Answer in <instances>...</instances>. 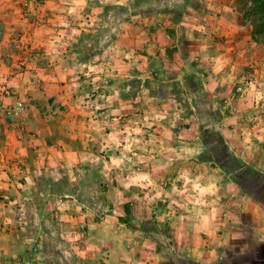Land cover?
Here are the masks:
<instances>
[{
  "label": "rangeland",
  "instance_id": "1",
  "mask_svg": "<svg viewBox=\"0 0 264 264\" xmlns=\"http://www.w3.org/2000/svg\"><path fill=\"white\" fill-rule=\"evenodd\" d=\"M139 1L150 14V66L128 64L124 55L123 68L134 73L121 78L124 90H106L122 97L121 118L110 125L106 150L97 143V172L124 182L112 195L129 194L120 200L122 219L147 264H194L197 247L217 245L221 264H239L244 254L229 260L226 232L249 234L237 204L244 195L264 199V0H191L194 9L186 0ZM76 24L6 26L0 19V121L13 132L22 133L26 103L13 92L10 70L26 67L40 49L67 50L88 28ZM86 92L97 93L93 86Z\"/></svg>",
  "mask_w": 264,
  "mask_h": 264
},
{
  "label": "crops",
  "instance_id": "2",
  "mask_svg": "<svg viewBox=\"0 0 264 264\" xmlns=\"http://www.w3.org/2000/svg\"><path fill=\"white\" fill-rule=\"evenodd\" d=\"M23 2L0 0L6 26L84 20L88 28L72 38L67 50L40 49L26 67L10 70L9 83L26 109L22 133L0 121V264H147L138 255V237L129 238L122 219L123 191L112 195L125 184L100 177L93 156L97 143L108 146L110 125L121 118L119 98L111 99L106 90L126 88L121 78L131 76L135 67L123 68L125 56L132 57L128 64L142 60L150 66V14L139 0H83L82 6L74 0H42L27 7ZM186 3L196 8V1ZM26 8L25 17H19ZM137 32L143 39H134ZM137 41H144L140 52ZM118 58L114 66L106 64ZM91 86L96 95L86 92ZM98 109L103 111L95 115ZM244 197L250 201L237 204L236 216L252 231L249 235L244 228L240 238L226 232V248L233 250L228 258L235 263L236 255L244 254L241 264H264V199ZM129 199L128 194L124 200ZM221 248L197 247L192 260L221 264Z\"/></svg>",
  "mask_w": 264,
  "mask_h": 264
},
{
  "label": "trees",
  "instance_id": "3",
  "mask_svg": "<svg viewBox=\"0 0 264 264\" xmlns=\"http://www.w3.org/2000/svg\"><path fill=\"white\" fill-rule=\"evenodd\" d=\"M0 32L2 34V30H0ZM1 34H0V43L3 41V37H2L3 35H1ZM242 262H243V260H242ZM194 264H198V263H194ZM239 264H241V263H239ZM242 264H244V263H242Z\"/></svg>",
  "mask_w": 264,
  "mask_h": 264
}]
</instances>
